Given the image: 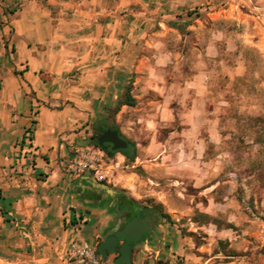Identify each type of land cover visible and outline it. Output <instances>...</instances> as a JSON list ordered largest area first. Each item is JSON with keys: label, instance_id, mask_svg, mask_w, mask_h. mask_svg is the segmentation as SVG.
<instances>
[{"label": "crops", "instance_id": "obj_1", "mask_svg": "<svg viewBox=\"0 0 264 264\" xmlns=\"http://www.w3.org/2000/svg\"><path fill=\"white\" fill-rule=\"evenodd\" d=\"M0 3V264H81L69 253L73 242H101L110 214L81 192L114 188L87 172L67 180L61 166L72 141L88 142L90 126L110 122L111 110L113 122L155 126L141 149L133 139L151 178L189 180L209 215L229 199H217L225 181L211 178L222 169L224 152L207 149L223 138L225 101L211 105L209 85L219 75L216 33H226L218 26L235 16L236 0ZM129 86L135 105H120ZM159 126L167 127L161 137Z\"/></svg>", "mask_w": 264, "mask_h": 264}, {"label": "rangeland", "instance_id": "obj_2", "mask_svg": "<svg viewBox=\"0 0 264 264\" xmlns=\"http://www.w3.org/2000/svg\"><path fill=\"white\" fill-rule=\"evenodd\" d=\"M236 3L235 16L218 26L226 33H216L223 38L216 63L219 75L211 78L214 83L209 85L213 92L211 105L225 101V107L219 109L223 138L220 143H209L207 149L212 157L224 152L217 158L223 162L220 173L211 177L225 181L216 189L217 199L223 194L230 196L223 204L212 207L210 220L218 225L205 223L200 211L203 204H197L200 195L189 180L172 185L151 178L149 170L137 159L142 151L132 162H118L115 153L108 156L93 143L84 140L78 144L76 140L81 142V137L69 145L71 155L61 166L65 179L90 171V176L109 189H121L161 211L162 223L152 238L136 245L132 264H264V0ZM8 11L11 10H4ZM2 18L0 10L1 27ZM239 65L242 71L237 75L234 67ZM115 113L111 110L106 119L128 140L133 141L136 136L140 149L145 146L155 126L113 122L110 119ZM125 114L136 116L133 111ZM100 125L101 122L91 125L88 132L94 133ZM159 127L161 137L167 127ZM101 174L104 177L100 178ZM102 239L100 235L98 240ZM93 247L98 249L96 244ZM117 255V251H112L105 257L114 263Z\"/></svg>", "mask_w": 264, "mask_h": 264}, {"label": "flooded vegetation", "instance_id": "obj_3", "mask_svg": "<svg viewBox=\"0 0 264 264\" xmlns=\"http://www.w3.org/2000/svg\"><path fill=\"white\" fill-rule=\"evenodd\" d=\"M107 124L98 126V128L95 129L94 133L91 134L87 141L94 144L98 141L97 135L101 134L107 128L119 130L113 123L109 122ZM119 134L122 138L127 140L129 146V140L122 134L120 130ZM101 146L102 150L108 156L116 153V150H112V144L110 142H105L101 144ZM128 146L126 148H128ZM88 190L89 189H85L81 192L83 199H87L89 201V204L92 203L97 205L99 208H104L106 212L110 214L109 223L105 226L104 230L102 231L103 233H114L115 230H121L126 223L132 221L133 219H142L149 213V218L146 226L147 231L141 234L140 239L132 243V251L137 244L152 238L156 233L158 226L163 221V215L157 207L146 204L144 202H140L121 189H116L114 190V192L107 195L98 194L94 190L90 191L89 193H85V191ZM123 241L124 239H119V244L115 249V251H117L118 253L119 245Z\"/></svg>", "mask_w": 264, "mask_h": 264}, {"label": "water", "instance_id": "obj_4", "mask_svg": "<svg viewBox=\"0 0 264 264\" xmlns=\"http://www.w3.org/2000/svg\"><path fill=\"white\" fill-rule=\"evenodd\" d=\"M98 143L101 145L105 142L112 144V150H120L128 146L127 140L122 138L119 130L107 128L101 134L97 135ZM91 175V172H87ZM89 182V180H88ZM98 185L108 188L104 183L98 182ZM149 213L142 219H133L125 224L121 230H115L114 233L103 234V240L99 242L97 248L102 256L109 252L115 251L119 244V239L124 241L119 245V253L115 257V264H132V243L140 239L141 234L147 231V222Z\"/></svg>", "mask_w": 264, "mask_h": 264}, {"label": "built area", "instance_id": "obj_5", "mask_svg": "<svg viewBox=\"0 0 264 264\" xmlns=\"http://www.w3.org/2000/svg\"><path fill=\"white\" fill-rule=\"evenodd\" d=\"M104 177L102 174L100 178ZM73 258H77L81 264H115L111 263L105 256L98 254L96 248L87 243L73 242L69 251Z\"/></svg>", "mask_w": 264, "mask_h": 264}, {"label": "trees", "instance_id": "obj_6", "mask_svg": "<svg viewBox=\"0 0 264 264\" xmlns=\"http://www.w3.org/2000/svg\"><path fill=\"white\" fill-rule=\"evenodd\" d=\"M130 91H131V87L129 86V87L126 88L125 92L122 95L120 105H122V104L135 105V98L132 96ZM119 107L117 108V110L119 109ZM34 122L35 121H33V123ZM28 131H29L30 137L33 138V132L31 130H28ZM94 144L97 147H99L100 149H102V146L98 143V141L95 142ZM116 152H121L127 158V160H129V161H134L136 156H137L136 145H135V143L133 141H130V140H129L128 148H123V149H120V150H116ZM201 215L206 218V220H204L205 223L214 222L215 224L218 225V223L216 221H211L210 220L211 216L209 214L201 212ZM73 221L76 222V219H73ZM96 251H97L98 254H100L98 249H96ZM109 253H111V252H109Z\"/></svg>", "mask_w": 264, "mask_h": 264}]
</instances>
